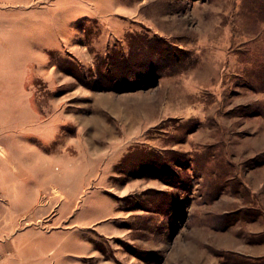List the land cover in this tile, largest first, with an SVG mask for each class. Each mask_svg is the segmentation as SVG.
Here are the masks:
<instances>
[{
  "label": "rangeland",
  "instance_id": "1",
  "mask_svg": "<svg viewBox=\"0 0 264 264\" xmlns=\"http://www.w3.org/2000/svg\"><path fill=\"white\" fill-rule=\"evenodd\" d=\"M21 149L49 264H264V0H0Z\"/></svg>",
  "mask_w": 264,
  "mask_h": 264
},
{
  "label": "crops",
  "instance_id": "2",
  "mask_svg": "<svg viewBox=\"0 0 264 264\" xmlns=\"http://www.w3.org/2000/svg\"><path fill=\"white\" fill-rule=\"evenodd\" d=\"M22 164H25L23 149L12 151L11 153L8 152L6 155H0V188L1 193L6 196L7 199L8 196L17 199L16 201L19 199L17 195L22 192L20 191L19 186L26 182V177L23 171H21ZM31 187L33 188L32 190L31 188L27 190L28 195L33 194L35 191L34 184H32ZM9 210H11V208L8 201L0 204L1 228L14 226L18 221L17 217L19 214L16 213L13 216H10ZM16 210L18 209L16 208ZM73 225L74 227L77 226L76 224H71V228H64V230L66 232L70 231L69 229L72 230ZM31 227L32 225H29L25 227L26 229L22 228L11 234L6 232V236L3 235L0 237V264H49V253H51L53 248H43L37 238L33 235L35 233L21 235L22 232Z\"/></svg>",
  "mask_w": 264,
  "mask_h": 264
}]
</instances>
